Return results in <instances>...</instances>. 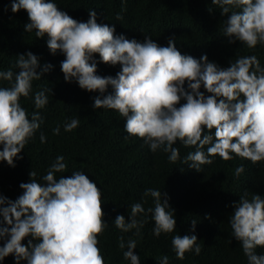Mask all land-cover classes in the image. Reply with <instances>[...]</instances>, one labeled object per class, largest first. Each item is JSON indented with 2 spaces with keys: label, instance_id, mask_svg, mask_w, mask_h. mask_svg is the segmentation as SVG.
<instances>
[{
  "label": "clouds",
  "instance_id": "1",
  "mask_svg": "<svg viewBox=\"0 0 264 264\" xmlns=\"http://www.w3.org/2000/svg\"><path fill=\"white\" fill-rule=\"evenodd\" d=\"M212 4L223 14L231 13L223 28L230 43L238 40L248 49L264 45V0H212ZM21 9L27 11L30 21L25 31L35 30L37 38L47 35L51 53L64 54L61 71L65 81L75 79L81 89L98 91L101 95L93 97V108L118 112L126 118L125 132L142 139L151 151L169 153L168 159L174 163L180 158L179 148L174 147L177 141L195 147L184 162H191L188 166L197 171H202V165L212 164L211 157L217 155L225 161L233 158L231 154L253 164L264 161V67L256 55L237 56L229 67H221L209 61L206 54L200 59L182 54L175 37L161 46L151 36L141 42L116 35L114 25L97 22L95 9H89L86 22L62 11L54 0H12V12ZM97 53L100 61L119 64L121 70L115 76L98 75ZM15 67L19 69L15 73L11 68L0 70V81L9 82L7 87L0 86V161L12 167L15 158H23L19 154L43 122L38 111L29 119L20 99L30 97L32 82L53 66L46 64L38 72L39 58L28 51L18 55ZM109 86L113 92L103 95ZM202 86L211 95L201 91ZM48 91L35 92L36 109L49 103ZM182 99L186 103L181 104ZM79 123L73 118L65 123L64 130L71 132ZM59 133L57 126L53 134ZM46 139L41 133V143ZM67 168L65 157L58 155L42 177L44 183L34 179L37 174L32 170L31 181L20 184L24 191L16 200L0 193V240L7 237L0 245V261L14 255L16 264L22 260L27 264H105L98 247V236L107 226L103 192L83 171L57 178L56 173ZM244 171L240 165L234 174L238 177ZM144 196L154 198V207L147 209L155 221L153 234L159 237L174 232L177 221L175 210H167L171 208L167 193L148 188ZM144 212L143 204L134 203L130 206V222L124 215H117L113 223L122 232L136 229L139 235L145 221L137 216ZM196 223L193 219V230ZM229 224L248 264H264V254L255 252L258 246L264 247V198L259 194L251 198L248 193L242 195ZM198 239L196 235H174L171 243L177 258L184 259L186 252L193 250L199 255L202 249ZM119 247L125 248L123 236ZM136 248L137 242L130 239L123 252L131 264H140ZM159 261L168 264L169 258L165 255Z\"/></svg>",
  "mask_w": 264,
  "mask_h": 264
},
{
  "label": "trees",
  "instance_id": "2",
  "mask_svg": "<svg viewBox=\"0 0 264 264\" xmlns=\"http://www.w3.org/2000/svg\"><path fill=\"white\" fill-rule=\"evenodd\" d=\"M62 11L79 21L89 19V9L97 12V22L114 25L116 35H125L128 39L143 42L146 36L161 46H167L170 37H175L176 46L182 54L200 59L207 55L209 61L221 67H229L237 56L256 55L264 67V45L248 49L240 41L230 43L223 34L225 21L231 13L223 14L212 0H54ZM12 0H0V70L18 72L15 67L19 54L33 52L39 58L40 67L51 64L53 67L44 72L39 80L32 82L30 97H21L20 103L29 113L40 112L43 122L35 135L26 144L19 157L15 158V167L7 161H0V193L16 200L22 193L21 183L30 182V172H36V179L44 183L42 177L58 155L65 157L68 168L56 173L57 178L71 176L75 171H83L103 192L104 220L107 226L98 236V247L102 250L105 264H131L123 252L127 242H137L135 254L140 264H160L159 258L167 255L168 264H248L242 246L231 234L229 219L234 212L235 203L248 193L259 194L264 198V161L253 164L235 154L227 161L218 155L211 157L212 164L201 166L197 171L185 163L184 158L195 147H185L179 141L180 158L170 162L169 153L158 149L150 150L144 141L128 135L123 118L115 110L93 108V97L101 95L98 91L81 89L75 79L67 82L61 71L62 52L52 54L47 46L48 37L37 38L35 30L25 31L29 23L27 11L11 10ZM211 9V11L209 10ZM238 10V9H237ZM117 14L121 19L117 20ZM97 61V74L115 76L121 65H111ZM0 86H9L8 81H0ZM187 89V82L185 83ZM49 89V103L42 109H36L34 95L38 90ZM52 89V91H51ZM201 91L207 93L201 87ZM109 86L103 95L112 93ZM181 104L186 100H181ZM179 106V105H178ZM79 119V126L71 132L64 130L65 123ZM60 127L58 135L53 129ZM213 129V133H214ZM208 130L205 127V134ZM46 136L41 143L40 135ZM207 145L204 151L207 150ZM2 150V145H0ZM243 165L245 171L238 177L236 167ZM148 188L167 193L168 203L175 211L176 230L172 233L153 234L155 221L147 209L154 207V198L144 196ZM141 203L144 213L137 216L145 223L136 234V229L122 232L113 221L117 215H124L130 222V206ZM7 206V205H5ZM197 220L195 229L192 220ZM3 217L0 216V221ZM4 226H8L4 222ZM196 235L201 246L199 255L195 251L186 252L184 259H178L171 243L174 235ZM123 236L125 248L119 247ZM26 237L23 241L27 244ZM7 240H0L3 245ZM36 242V241H34ZM256 254H264V247H257ZM0 264H16L14 255L5 257ZM20 264H27L22 260Z\"/></svg>",
  "mask_w": 264,
  "mask_h": 264
}]
</instances>
